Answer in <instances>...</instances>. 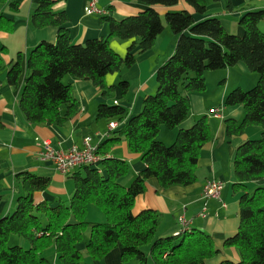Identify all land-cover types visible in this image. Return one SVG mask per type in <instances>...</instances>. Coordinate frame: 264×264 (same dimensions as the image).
<instances>
[{
	"label": "trees",
	"instance_id": "1",
	"mask_svg": "<svg viewBox=\"0 0 264 264\" xmlns=\"http://www.w3.org/2000/svg\"><path fill=\"white\" fill-rule=\"evenodd\" d=\"M37 9L32 16L34 27L54 25L59 28L56 42L41 41L29 53L20 108L32 123L63 125L79 110V102L72 86L64 82L66 75L92 81L105 96L109 87L106 77L130 67L136 61L135 49H151L164 31L165 23L153 5L174 6L179 0H138L149 5L137 15L116 20L108 15L110 33L106 37L89 39L83 44L71 40L63 25L69 21L65 10L56 4L65 0H33ZM196 13L205 14L207 0H186ZM218 1V0H215ZM7 0H0L1 8ZM15 5V4H11ZM166 21L178 35L174 53L156 71L158 83L154 94L146 96L142 110L129 118L128 109L116 104L101 103L97 116L108 121L127 123L120 130L132 152L141 154L146 167L128 186L119 179L130 170L128 162L119 157H108L112 145L121 137H114L99 145L103 156L101 167L83 166L73 174L75 191L68 203L53 206L48 201L36 202L34 194L45 191L50 184L32 172L16 176L22 189L17 208L0 217V264H87V256L100 264L114 248L121 247V260L136 259L139 264H207L220 250L211 234L201 229L175 235L159 236L160 214L154 209L133 212L136 198L146 191L147 181L156 178L163 188L190 185L197 181V166L203 146L213 139L207 116L199 118L190 128H182L171 145L159 140L164 127L174 129L191 113L189 93L207 89L206 72L245 62L258 74L254 87H236L225 99L227 106L242 104L245 116L241 123L227 120L229 135L243 133L249 126L262 127L259 138L248 139L238 149L235 172L243 192L240 196L241 223L237 233L224 242L235 247L239 260H224L219 264H264V186L247 192L249 182L264 179V32L259 23L264 10L246 12L240 19L245 33L240 36L226 31L218 17L196 20L188 10L169 11ZM134 39L126 57L111 48L110 39ZM0 42V75L6 68ZM23 53L9 65L7 81L18 84L24 74ZM119 86L126 92L127 81ZM110 122V123H111ZM116 122V121H115ZM91 205L106 216L105 221H89ZM16 236L25 243L11 244ZM85 243L82 251L79 243ZM27 244V245H26ZM149 246V252L144 249ZM55 253L51 262L48 253Z\"/></svg>",
	"mask_w": 264,
	"mask_h": 264
},
{
	"label": "crops",
	"instance_id": "2",
	"mask_svg": "<svg viewBox=\"0 0 264 264\" xmlns=\"http://www.w3.org/2000/svg\"><path fill=\"white\" fill-rule=\"evenodd\" d=\"M91 0H65L56 4L57 10H65L69 16L63 27L68 29L71 40L75 44H83L89 39L102 38L110 33L109 22L103 19L112 16L122 20L134 16L149 7L138 0H97L96 8L101 11L86 14ZM15 4V5H11ZM33 0H7L1 8L3 13L0 24V42L5 46L2 57L6 68L0 75V217L11 214L18 206V197L22 193L17 184L16 176L21 172H32L38 176L49 178L50 184L45 191L34 194L36 202L48 201L56 206L61 201L68 203L75 191L74 173L82 167H77L71 173L59 171L51 160H43L41 152L44 150L42 142L48 140L55 149L67 151L73 146L83 147L86 137L91 138L93 146H99L114 137L121 139L112 145L107 153L108 157H119L130 166L127 175L119 182L128 186L136 176L146 167L141 154L129 149L126 139L120 130L127 123L116 121V129L110 130L111 121L99 119L98 108L101 103L116 104L128 109L129 118L138 114L146 96L154 94L158 83L156 71L175 51L178 35L170 26L165 24L164 31L157 37L155 45L141 52L135 49L136 61L130 67L109 73L106 82L114 91L109 96L90 80L77 79L66 75L64 82L72 86L73 95L79 102L77 113L63 125L32 123L28 121L20 108V98L24 80L27 74L26 64L30 51L41 41L56 42L59 28L54 25L34 27L32 16L37 9ZM159 14L165 17L169 11L188 10L194 14L196 20L208 17H218L226 31L242 36L244 27L240 24L241 17L249 11L264 10V0H207L205 14H198L186 0H179L174 6L162 4L153 5ZM264 32V19L259 23ZM134 39L122 40L116 37L110 39L111 48L122 57H126ZM23 53L24 74L18 84L7 81L9 65L17 60L18 53ZM208 78L207 89L202 92L189 93L191 113L189 117L174 129L162 128L158 139L171 144L182 128L192 127L196 121L207 116L213 139L207 142L200 152L197 166V181L190 185H173L163 188L156 178L147 181L146 191L136 198L133 212L140 213L145 209H154L160 214L158 228L159 236L175 235L184 231L201 229L211 234L215 240L219 254L207 260V264H219L224 260H239L235 247H226L227 238L235 235L241 223L240 196L243 189L235 185L238 180L235 172V159L238 147L248 139L259 138L262 127L249 126L243 133L229 135L227 120L238 124L245 116L242 104L227 106L225 99L231 88H251L258 80V74L249 69L245 62L235 66L206 72ZM129 83L126 92L119 86L120 81ZM247 84H244V83ZM219 109L220 113H213ZM102 161V160H101ZM101 167V162L95 165ZM212 179L224 182L221 199H204V185ZM264 186V179L247 184V192H253L257 187ZM185 216L189 225H182L180 218ZM89 221H105V214L94 205L87 213ZM187 228V229H185ZM20 243H25L19 239ZM79 248L85 251V243H79ZM53 261L56 259L52 253ZM150 254L149 250H147ZM121 247L109 252L100 264H132L122 262ZM87 264H94L87 256Z\"/></svg>",
	"mask_w": 264,
	"mask_h": 264
},
{
	"label": "built area",
	"instance_id": "3",
	"mask_svg": "<svg viewBox=\"0 0 264 264\" xmlns=\"http://www.w3.org/2000/svg\"><path fill=\"white\" fill-rule=\"evenodd\" d=\"M97 0H91L89 7L85 10L86 14H92L94 12H101L96 8ZM117 103V101H116ZM213 113L219 114V109H214ZM117 122L112 121L109 124V129H116ZM44 150L41 152V158L43 160H51L57 167V169L65 174L71 173L77 167L93 166L101 162L103 156L99 154V146H93L91 144V138L86 137L83 142V147L73 146L67 151L55 149L51 146L48 140L42 142ZM224 182L219 179L209 180L203 189L204 199H221L222 191L224 189ZM182 225L188 226L189 223L185 216L180 218ZM187 229V228H185Z\"/></svg>",
	"mask_w": 264,
	"mask_h": 264
},
{
	"label": "rangeland",
	"instance_id": "4",
	"mask_svg": "<svg viewBox=\"0 0 264 264\" xmlns=\"http://www.w3.org/2000/svg\"><path fill=\"white\" fill-rule=\"evenodd\" d=\"M163 21H164L165 24H167V21H166V18H165V17H163ZM208 80H211V79L208 78ZM208 80L206 81V83H208ZM244 84H247V83L245 82ZM254 85H255V84H254ZM254 85H253L252 87H254ZM252 87H251V88H252ZM251 88H249V89H251ZM233 89H234V88H231L230 91H232ZM244 89H245V88H244ZM249 89H245V90H249ZM230 91H229V92H230ZM163 128H164V127H163ZM165 130H167L166 127H165ZM177 135H178V134H177ZM167 145H171V144H167ZM18 240H19L18 237L14 236V237L12 238V240H11V244L18 243ZM26 245H27V244H26ZM144 249L147 251V250L149 249V246H145ZM48 256H49L51 262L53 263V258H54L53 255L48 253ZM129 262H132V264H139L138 261H137L136 259H133V260H131V261H129ZM149 264H154V261H153V259H152L151 257H149Z\"/></svg>",
	"mask_w": 264,
	"mask_h": 264
}]
</instances>
